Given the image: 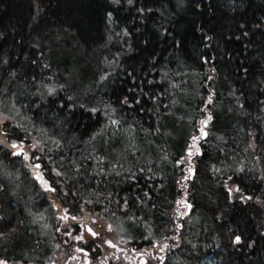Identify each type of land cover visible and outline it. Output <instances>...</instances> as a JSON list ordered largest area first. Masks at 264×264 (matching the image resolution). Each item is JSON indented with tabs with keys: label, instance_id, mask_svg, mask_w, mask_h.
I'll return each instance as SVG.
<instances>
[{
	"label": "trees",
	"instance_id": "16d2710c",
	"mask_svg": "<svg viewBox=\"0 0 264 264\" xmlns=\"http://www.w3.org/2000/svg\"><path fill=\"white\" fill-rule=\"evenodd\" d=\"M0 34V116L17 133L9 140L41 141L43 152L31 150L69 218L90 223L97 211L115 243L138 250L176 228L168 264H264V0H0ZM108 59L114 69L99 80ZM109 116L136 152L107 135ZM9 155L0 148V259L67 264L75 240L54 224V206L23 193ZM183 200L191 211L176 224Z\"/></svg>",
	"mask_w": 264,
	"mask_h": 264
},
{
	"label": "snow or ice",
	"instance_id": "6c2138e0",
	"mask_svg": "<svg viewBox=\"0 0 264 264\" xmlns=\"http://www.w3.org/2000/svg\"><path fill=\"white\" fill-rule=\"evenodd\" d=\"M113 2L119 4L120 0H113ZM127 2L129 4H132L133 0H127ZM197 7H199V5H197ZM144 11H145L144 8H140V9H138V14L139 13H143ZM148 11H151V9H148ZM112 15H113V13L111 11L107 13V16L109 17V19L112 17ZM0 35H2V34H0ZM245 35H247V33H245ZM204 39L208 40L209 37L205 36ZM174 43H179V41H175L174 40ZM33 63H35V61ZM213 71H215V69H213ZM12 75H15V73H13ZM106 75L107 74H105L104 76H101L100 79L101 80H105L106 79ZM48 91L51 93L53 90L51 88H49ZM39 98L43 99V97H39ZM210 99H211V96H209V100ZM119 102L122 103V104H127L128 103V97L124 96L123 99L121 101H119ZM80 107L83 108V105H81ZM88 112H89V114L96 113L97 109L93 107V108L88 109ZM113 112H115V109H113ZM106 115H107V113H106ZM211 119H212V116L209 115L207 118L201 120L200 123H201V125H207V123ZM7 120H8L7 117H3L2 119H0V148H11V149H14V151L11 152V155L13 157L20 158L22 156L25 160H35L36 163L29 164L28 167L33 168V169H40L42 167V165H41V163L39 161L42 159V157H37L34 152H32L30 154V151L25 150V148L22 147V145H24V143H25L24 139H21V138L18 137L17 139L9 140L10 136L17 135V133L14 131V129H11L9 127V125L7 124ZM112 123L117 124V123H119V121L113 120ZM199 133H200V135H196V136H192L191 137L193 145H195L196 141L198 139H200V136H206L207 135V133L205 132L203 127H201L199 129ZM93 135L95 136L96 133H93ZM56 143H57V145H59V141H56ZM29 149H35V150L40 151V152H43L45 150L42 147L41 141L37 140L35 138H33V142L29 145ZM199 151H200V149H199V147H197L196 148V152H199ZM186 152L188 153L189 157L193 154L192 153V149H190V148L186 149ZM5 154L7 155V153H5ZM177 163L179 164L180 161H177ZM188 171L190 173H193L194 169H192L190 167V168H188ZM241 171H242V169H241ZM57 175H60V174L57 173ZM34 176H35V178L37 180H40L45 185L46 191H49V192H55L56 191V188L52 187V184H50L47 181L43 180V177H42L40 172H35ZM185 179H187V177H185ZM0 186H2V185H0ZM234 189H235V193H237V194L241 193V189H240L239 185L234 186ZM227 191H228L229 195H232L233 188L229 187L227 189ZM239 198L241 200H244V199L251 200L252 199L251 196L245 197L243 195H240ZM183 202H184L185 206L188 207L189 209L192 207L190 204L187 203V201H183ZM88 203H91V201H89ZM178 203H180V201H178ZM124 204L126 206L127 205V201H125ZM53 206L54 207H59L58 205H53ZM77 207H79V206L77 205ZM80 210L83 211V209H80ZM68 218L69 217H68V214H67V210H65V214L63 216H61V219L62 220H67ZM71 219L74 220V221H77L76 234L73 237L76 241H84L85 240V236H88V237L91 238V243L94 244V245L96 244V240L99 239L101 241L102 245H108V246H110L112 248H117V245L114 244L112 242V240L103 239L102 236H101V231L97 230L96 226L101 223V221L104 219L103 217H101L99 215L90 216L89 217L90 223L84 221L83 218L78 220V218L76 216H72ZM105 227H106V229L108 231L112 230V225L111 224H106ZM80 229H83V233H81ZM57 231H58V229H57ZM65 234L66 235H71V233L67 232V229L65 230ZM3 235H4V233L0 232V236H3ZM241 238H242L241 235H236V236H234V241L239 243ZM96 246L99 247L100 245H96ZM166 246H167V244L165 243L164 247H166ZM249 246H251V245H249ZM77 251L81 252V253H84L85 252V248L77 247ZM137 255H141V253H137ZM116 258L118 259V257H116ZM0 264H7V261L0 259ZM86 264H88L87 261H86ZM141 264H148V262L144 261L143 258H142L141 259Z\"/></svg>",
	"mask_w": 264,
	"mask_h": 264
},
{
	"label": "flooded vegetation",
	"instance_id": "af4514ba",
	"mask_svg": "<svg viewBox=\"0 0 264 264\" xmlns=\"http://www.w3.org/2000/svg\"><path fill=\"white\" fill-rule=\"evenodd\" d=\"M12 157L10 156V158ZM45 158L47 159L48 157L46 156ZM16 159H19V158H16ZM20 160H21V163L24 164L26 168H30L28 167L29 164L36 163L35 160H25L22 156L20 157ZM36 170L41 173L43 180L52 184L51 181L47 177L46 170L44 169H36ZM32 178H34L35 180L34 182H36L38 185H43L44 192H48L49 194L51 193V195L53 196V192L46 191L45 185L40 180H37L34 174L32 175ZM52 198H54V196ZM41 199L42 201H45L47 204L49 203L47 202L49 200L47 196L44 195ZM61 221L63 223H68V226H69L68 232L71 233V235H69L68 237L69 239L75 240L73 237L76 234L77 221H74L71 218H68L67 220H61ZM80 231L81 233H83V229H80ZM101 236L103 239H108L107 236L103 234V232H101ZM128 240L129 239L127 238V241L124 242V238H123V241H120V243L118 244L112 241L114 244L117 245V248H112L108 245H102L99 239L96 240V244L94 245L91 243V238L88 236H85L84 246H87V247L89 246L91 250L88 252L87 249L85 248L84 253L77 251V242H83V241L75 240L76 244L68 243L67 247H72L74 249V253L72 254L71 258H69L66 262L67 264H86V261H87L88 264H91L89 255L90 253H93L94 250L96 249H98L101 252V255H100L101 260L99 264H114L115 261H118L117 263L119 264H141L142 258L144 261H147L148 264H168L166 263L168 256L172 257L177 254L178 244H177L176 228H174L173 235L172 234L166 235L165 237L162 238V240H159V241L154 239L151 243L147 244L146 246H143L139 250L135 247L136 245H133V246L130 245L128 243ZM165 243L167 244L166 247H164ZM96 245H100V246L97 247ZM91 246H94L95 248L93 249L91 248ZM105 249H110V252H106ZM137 253H141V255H137ZM116 257L118 258L120 257V259L118 260Z\"/></svg>",
	"mask_w": 264,
	"mask_h": 264
},
{
	"label": "rangeland",
	"instance_id": "374dc122",
	"mask_svg": "<svg viewBox=\"0 0 264 264\" xmlns=\"http://www.w3.org/2000/svg\"><path fill=\"white\" fill-rule=\"evenodd\" d=\"M114 65L115 64H114V61H112V59L104 60V71L100 75V77L101 76H104L107 73H109L111 71V69L114 68ZM100 77H99V80H101ZM51 89L53 90V88H51ZM2 118H3V116L2 117L0 116V119H2ZM113 120L118 121L116 118H113L111 116H109V117L106 118L105 128H106L107 135L108 136H111L113 138H120V137H122V135H125V141L120 138V143H124V142L125 143H129V148L131 150V153L136 152L138 150V148H137V146L135 144V141L132 139V132H131V130H127V129L121 127L119 125V123H117V124L112 123ZM23 147L25 148V150L30 151V153H32V150L29 149V145L25 144ZM7 149L10 151V155L9 156L12 157L11 152L14 151V149H11V148H7ZM12 158L13 159H16L14 157H12ZM17 160H20V158L17 159ZM185 164H187V163L185 162ZM19 166H20V169H22V171H20V172L22 174H24L25 177L28 178V180H26L25 177H21V179H24L23 180V184H24V186H23L24 187L23 193H27L28 191H33L35 193V201L41 200V198L45 195L49 199L47 201L49 203L46 206L53 207V205H58L59 207L57 208V210H56V212L54 214V216H55V219H54V222L55 223L54 224L55 225H58L59 224L58 226L63 225V224L67 225V228L65 227V228H63V230H66L67 229V232H68V228H69L68 223H63L61 221L62 220L61 219V216H63L65 214L62 211V209H61L62 208L61 207V201L58 199L57 196H55L54 198H52L53 196L51 195V193L49 194L48 192H44L43 191V185H38L36 182H34L35 180H34V178H32V175L37 171L36 169L26 168L24 166V164H22L21 162L19 163ZM0 185H2V186H0L1 189L2 188H5L4 187V183L3 184H0ZM181 198H182V196H179L178 199H181ZM7 200L8 199L6 197H5V199H3V201L5 203L7 202ZM173 207H174V210H175V212L173 214V220L175 221V223H177L176 213L179 212V210H181V212H183V214H184L185 217L191 211V208H190L189 212L187 211V207L185 206V204L183 202H181V204H178L177 203ZM186 212H188V213H186ZM94 213H97V211H95ZM94 213L91 212L90 215L93 216ZM95 215L96 214H94V216ZM184 216H182V217H184ZM187 221L189 222V220H187ZM106 224H107L106 223V220L103 219L101 221V223L96 226L97 227V230L103 232V234L106 235L107 238H109V240H112V241L116 242V232L117 231H115L113 229L111 231H108L106 229V227H105ZM61 227H63V226H61ZM105 251L106 252H110V249H105ZM53 257L55 258V260L58 258V260H59L58 262H62L63 261V258H61L59 256L56 257V255H54ZM119 259H120V257L118 258V260ZM55 260H53V261H55ZM117 262L118 261H115L114 264H119ZM175 264H176V261H175ZM201 264H216V262H215V259L213 257L208 256L205 260H203L201 262Z\"/></svg>",
	"mask_w": 264,
	"mask_h": 264
},
{
	"label": "water",
	"instance_id": "95a60500",
	"mask_svg": "<svg viewBox=\"0 0 264 264\" xmlns=\"http://www.w3.org/2000/svg\"><path fill=\"white\" fill-rule=\"evenodd\" d=\"M205 126V125H204ZM206 132V131H205ZM201 138L202 139H204L205 138V136H201ZM188 154V153H187ZM194 174V172L193 173H190V176H189V178L191 179L192 178V175Z\"/></svg>",
	"mask_w": 264,
	"mask_h": 264
},
{
	"label": "bare ground",
	"instance_id": "6f19581e",
	"mask_svg": "<svg viewBox=\"0 0 264 264\" xmlns=\"http://www.w3.org/2000/svg\"><path fill=\"white\" fill-rule=\"evenodd\" d=\"M112 69H114V68H112ZM238 200H239V198H238Z\"/></svg>",
	"mask_w": 264,
	"mask_h": 264
}]
</instances>
